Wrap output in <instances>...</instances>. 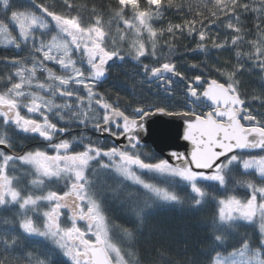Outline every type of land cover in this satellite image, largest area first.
<instances>
[{
	"label": "snow or ice",
	"instance_id": "6c2138e0",
	"mask_svg": "<svg viewBox=\"0 0 264 264\" xmlns=\"http://www.w3.org/2000/svg\"><path fill=\"white\" fill-rule=\"evenodd\" d=\"M173 8L182 23L155 27ZM184 9L176 0H0V46L13 50L0 56L12 69L0 75V264H264V0ZM189 37L197 43L186 51L207 53L210 43L236 62H192L189 79L173 58ZM127 63L139 92L98 90ZM245 72L258 90L244 88ZM208 202L216 211L192 257L159 239L141 248L157 211Z\"/></svg>",
	"mask_w": 264,
	"mask_h": 264
},
{
	"label": "trees",
	"instance_id": "16d2710c",
	"mask_svg": "<svg viewBox=\"0 0 264 264\" xmlns=\"http://www.w3.org/2000/svg\"><path fill=\"white\" fill-rule=\"evenodd\" d=\"M48 3H53V0H46ZM78 4L88 3L89 8H91L92 3L102 4L105 7H108L109 4H114L115 0H76ZM177 4H184V11L187 12L188 3H198L199 0H176ZM172 23H182V14L178 13L175 8L169 10L165 14V18L161 22H157L155 27H167L168 22ZM249 28L254 26V18L250 17L245 21ZM216 29H212V34L215 35ZM221 40L224 39L223 30L221 29ZM115 24H113V35H115ZM131 34H128V40L122 44H119L121 48H126L127 43L131 40ZM145 39L147 35L145 34ZM168 37L165 36L158 42V47L164 44V40H167ZM117 40L119 38L117 36ZM197 41L191 37L179 39L175 42L177 51L174 53L173 58L181 70L185 71V74L191 79L194 74H198L196 71H188V66L192 62L204 63L211 65L213 63H219L223 65L225 62L235 63L236 57L234 51H218L211 48L209 43L207 53H193L186 51V49L195 48ZM168 53V48L165 46L161 52L162 55ZM13 50L4 49L0 47V56L2 55H11ZM144 62L151 63L150 58L146 59ZM122 72H119L117 69L111 70L109 73V78L99 86L100 91L108 92L110 95L115 97L118 93L123 96L125 99L129 96V87L133 85L129 81V75L136 72L133 63H127L123 65ZM12 71L10 68H5L3 65H0V75H6L8 72ZM124 72V73H123ZM207 75V73L205 74ZM43 77V76H42ZM41 77V78H42ZM240 80L244 84L249 92L256 91L259 89V80L257 76L245 72L241 75ZM175 88L177 92L183 90V84H176ZM131 90V89H130ZM79 129L75 130L73 135L79 134ZM251 178V177H249ZM163 186V185H161ZM178 195L182 198L187 199V190L183 187H178L175 189ZM211 191V189H210ZM232 194V193H229ZM235 194L243 197L245 190L243 188L237 189ZM216 211V206L213 202H208L203 204L199 210L192 208L189 204H185L183 207L176 205L174 207H164L157 211L153 216H151L147 221V226L144 228V237H142L141 248L146 251H151V245L156 243L159 239L160 243L164 246H171L173 251L179 250L181 255L186 251L188 257H192L194 253L204 245L201 243L204 235L206 234L205 225L211 220L213 213ZM108 215L112 218L113 222L116 224L122 223L121 219V209L118 205H112L108 209ZM162 225L167 229L166 235L163 238H160L159 233H154L153 228Z\"/></svg>",
	"mask_w": 264,
	"mask_h": 264
},
{
	"label": "rangeland",
	"instance_id": "374dc122",
	"mask_svg": "<svg viewBox=\"0 0 264 264\" xmlns=\"http://www.w3.org/2000/svg\"><path fill=\"white\" fill-rule=\"evenodd\" d=\"M0 39H2V37H0ZM0 47H2V46H0ZM112 68L119 70V72H122L121 70H123L122 69L123 65H114ZM128 78H129V81H131V83H133V85L129 87V94L134 90V85H135V91L139 92L140 91V86L138 84V81L141 79V77L135 75L134 73H131ZM144 87H147V85H145Z\"/></svg>",
	"mask_w": 264,
	"mask_h": 264
},
{
	"label": "flooded vegetation",
	"instance_id": "af4514ba",
	"mask_svg": "<svg viewBox=\"0 0 264 264\" xmlns=\"http://www.w3.org/2000/svg\"><path fill=\"white\" fill-rule=\"evenodd\" d=\"M176 87H177L176 84H174V88H176ZM177 89H178V87H177ZM101 140L105 141L106 143H108L110 145L113 143L114 138L103 137V138H101ZM101 140H98L97 142H101ZM18 142L20 144L24 145L25 148H27L30 145H35L37 143V141H30L28 139H20Z\"/></svg>",
	"mask_w": 264,
	"mask_h": 264
},
{
	"label": "water",
	"instance_id": "95a60500",
	"mask_svg": "<svg viewBox=\"0 0 264 264\" xmlns=\"http://www.w3.org/2000/svg\"><path fill=\"white\" fill-rule=\"evenodd\" d=\"M108 78H109V75H108ZM163 120H165V121H167V120H169L170 118H168V117H164V118H162ZM181 122L180 121H178V120H173L172 121V131H173V134H175V131H176V125H179ZM176 143L177 144H182V143H184L183 141H176ZM151 146V145H150ZM180 151H183V148H180L179 149Z\"/></svg>",
	"mask_w": 264,
	"mask_h": 264
}]
</instances>
